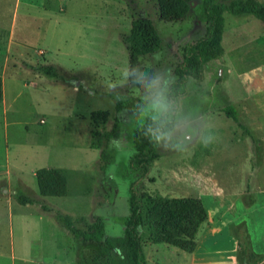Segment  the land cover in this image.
Here are the masks:
<instances>
[{"label":"rangeland","instance_id":"obj_1","mask_svg":"<svg viewBox=\"0 0 264 264\" xmlns=\"http://www.w3.org/2000/svg\"><path fill=\"white\" fill-rule=\"evenodd\" d=\"M132 15L152 20L161 38L156 52L173 71L184 46L207 26L192 10L184 20H160L156 0H0V264H113V251H105L103 241L75 239L56 213L68 214L83 229L99 216L104 237L122 236L131 184L143 211L146 194L197 197L206 211L215 199L225 200L232 208L226 220L236 213L241 220L230 229L238 244L236 264H264V22L223 13V53L203 65L202 79L194 78L207 96L204 110L216 119L217 140L207 147L195 143L185 153L157 149L143 175L129 166L136 153L134 126L119 119L125 139L120 149L104 138L119 113L105 85L118 81L128 64L124 36ZM152 54L140 56L139 63H150ZM39 64H52L57 77L36 72ZM123 92L120 102L130 107L138 93ZM229 104L251 136L226 114ZM101 111L108 112L107 120L91 118ZM106 145L114 160L102 171L99 155ZM40 167L66 176L65 196L39 194ZM18 193L37 202L20 204ZM140 240L145 255H154L147 264H179L180 256L187 257L177 247L163 251L164 244L152 243L145 225Z\"/></svg>","mask_w":264,"mask_h":264},{"label":"trees","instance_id":"obj_2","mask_svg":"<svg viewBox=\"0 0 264 264\" xmlns=\"http://www.w3.org/2000/svg\"><path fill=\"white\" fill-rule=\"evenodd\" d=\"M156 4L160 20L166 22L184 20L192 10L197 20L207 24L201 38L184 46L182 61L174 69V73L179 77L189 74L195 79H202L203 65L222 55L224 12L234 15L249 14L264 22V4L259 0H202L197 5L193 0H156ZM124 42L129 55L128 64L139 63L140 56L152 54L161 47V38L152 20L140 15H132L130 30L124 36ZM34 70L50 79L57 77L52 64H39L34 66ZM2 94L3 87L0 77V101ZM115 108L120 112L123 109L122 102H116ZM225 112L251 136V132L241 122L233 105H227ZM91 118L107 120L108 112H93ZM122 130L119 118L116 116L111 129L104 133L107 144L112 137L120 135ZM132 148L136 153L129 159L130 168L141 170L142 174L146 175L150 170L151 161L157 155V148L135 128L132 132ZM99 159V168L102 171L113 162L114 151L109 145L101 149ZM35 177L41 196H65L67 194V178L61 171L40 167L36 169ZM129 192L130 216L124 224L122 236L104 237L105 224L99 216L87 229L75 226L71 217L66 213L58 212L56 218L75 239L96 243L103 241L104 250L113 251V264H146V256L140 240V230L144 225L152 243H165L186 252H192L196 248V232L207 219V211L200 198L146 194L148 208L143 211L142 198L137 194L133 184L130 185ZM15 200L20 204L37 202L35 198L22 193L16 194Z\"/></svg>","mask_w":264,"mask_h":264},{"label":"clouds","instance_id":"obj_3","mask_svg":"<svg viewBox=\"0 0 264 264\" xmlns=\"http://www.w3.org/2000/svg\"><path fill=\"white\" fill-rule=\"evenodd\" d=\"M105 88L114 102L124 100L125 88L138 93L130 107L120 110L118 118L122 124L134 126L157 149L185 153L195 143L207 147L217 140L216 119L203 107L205 92L197 88L191 75L179 77L165 66L159 52L152 54L150 63L125 65L120 79L107 82ZM109 144L116 149L124 147L123 130Z\"/></svg>","mask_w":264,"mask_h":264},{"label":"crops","instance_id":"obj_4","mask_svg":"<svg viewBox=\"0 0 264 264\" xmlns=\"http://www.w3.org/2000/svg\"><path fill=\"white\" fill-rule=\"evenodd\" d=\"M61 42L62 41L57 38L56 44H60ZM4 100L5 96L3 93L1 101L4 102ZM231 211L232 208L226 205L225 200H214V204L211 205L210 211L207 210L206 221L200 225L196 232V248L192 252H187V257L180 256L181 261L179 260V264H236L235 257L238 244L235 235H232L230 229L234 228L241 220H239L240 217L236 213L227 221L226 217H228ZM249 231L251 235V230ZM161 244H164V248H162L163 251L173 252V250L169 249L171 245L165 243ZM156 251L157 253L159 252V250ZM153 252H155V250H153ZM177 255L180 254L177 253ZM153 256L152 254L146 256V264L149 261L152 262ZM153 264L159 263L154 261Z\"/></svg>","mask_w":264,"mask_h":264},{"label":"water","instance_id":"obj_5","mask_svg":"<svg viewBox=\"0 0 264 264\" xmlns=\"http://www.w3.org/2000/svg\"><path fill=\"white\" fill-rule=\"evenodd\" d=\"M79 85V81H77L76 83H75V86H78Z\"/></svg>","mask_w":264,"mask_h":264}]
</instances>
